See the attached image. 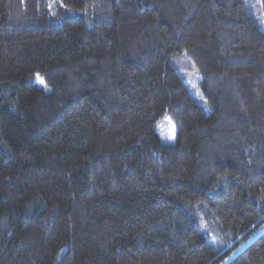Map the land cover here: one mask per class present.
Segmentation results:
<instances>
[{
    "label": "trees",
    "instance_id": "16d2710c",
    "mask_svg": "<svg viewBox=\"0 0 264 264\" xmlns=\"http://www.w3.org/2000/svg\"><path fill=\"white\" fill-rule=\"evenodd\" d=\"M58 1L0 0V264H264V0Z\"/></svg>",
    "mask_w": 264,
    "mask_h": 264
},
{
    "label": "rangeland",
    "instance_id": "374dc122",
    "mask_svg": "<svg viewBox=\"0 0 264 264\" xmlns=\"http://www.w3.org/2000/svg\"><path fill=\"white\" fill-rule=\"evenodd\" d=\"M48 9L50 12H56V9H61L58 0H46ZM171 66L176 70L177 74L183 80L187 86L191 95L196 99L200 100L201 94L198 90L199 75L196 70L192 67L190 61L185 55L175 58L171 61ZM36 84L45 89L44 84L41 83L39 78L35 79ZM155 132L163 144L174 145L175 143V125L172 120L164 115L155 125ZM245 247L243 245L237 252ZM235 255V254H234Z\"/></svg>",
    "mask_w": 264,
    "mask_h": 264
},
{
    "label": "snow or ice",
    "instance_id": "6c2138e0",
    "mask_svg": "<svg viewBox=\"0 0 264 264\" xmlns=\"http://www.w3.org/2000/svg\"><path fill=\"white\" fill-rule=\"evenodd\" d=\"M41 83H43V81H41Z\"/></svg>",
    "mask_w": 264,
    "mask_h": 264
}]
</instances>
